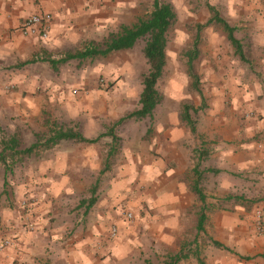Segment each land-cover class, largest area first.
<instances>
[{"label": "crops", "instance_id": "1", "mask_svg": "<svg viewBox=\"0 0 264 264\" xmlns=\"http://www.w3.org/2000/svg\"><path fill=\"white\" fill-rule=\"evenodd\" d=\"M127 4L135 10L137 0H0V103L16 107L19 115L0 117L2 128L11 130L12 124L29 123L25 108L29 109L31 104L22 93L33 91L38 84L45 85L44 62L58 61L55 66L51 63L57 69L73 59L93 60L129 50L59 62L91 44L104 47L112 33L143 18L128 22L131 10ZM44 12L53 17L48 38L24 36L23 20ZM234 14L229 20L220 15L236 28L245 58L235 52L224 30L221 44L211 37L210 51L201 47V39L196 37L187 54L186 71L192 86L202 96L200 105L184 103L178 112L167 107L163 117L158 114L161 102L149 117L154 122L150 143L117 145L113 133L101 132L92 137L73 128L85 138L96 140L63 139L49 146L50 158L38 160L44 157L43 147L54 129L45 135L37 134L33 145L26 149L21 147L18 133L0 135V240H11V245L0 254V264H143L112 255L107 222L125 206L135 217L140 214L165 222V228L152 231L154 235L158 232L157 263L165 259L164 255H181L179 264H202L200 260L204 264H264V232L259 229V214L248 212L239 203L238 191L233 190L240 172L245 171L248 177L259 165V158L264 165V151L260 147L264 145V117L259 122H254V117L244 119L256 109V102L253 103L248 80L244 87L238 79V71L243 69L246 78L254 73V63L249 61L246 50L250 44L261 46L262 53L256 58L264 61V7L258 9L246 3ZM207 25L210 24H199L198 29ZM108 27L118 30L103 42H96V37H102ZM204 53L209 58H219L220 62L214 64L222 76H227L216 84V98L208 103L194 71V61ZM10 84H15L19 93L11 89L8 99L1 100ZM187 105L191 107L195 130L182 117ZM259 106L264 116V101ZM197 112L202 114L199 124L193 117ZM257 138L261 139L260 144L257 142L261 155L254 148ZM12 140L17 147L3 152ZM142 150L149 155H141ZM2 156H6L5 160ZM112 165L117 176L111 185L101 180L88 184L79 174L97 171L105 175ZM19 168L26 173L20 178L16 171ZM196 182L203 189L204 202L193 190ZM25 197L32 199V203L23 207ZM201 207L205 208L207 219L204 229L198 230ZM260 208L264 225V200ZM187 221H195V229L190 232L194 239L180 242ZM201 237H210L211 243L201 244ZM126 249L119 247L117 252Z\"/></svg>", "mask_w": 264, "mask_h": 264}, {"label": "rangeland", "instance_id": "2", "mask_svg": "<svg viewBox=\"0 0 264 264\" xmlns=\"http://www.w3.org/2000/svg\"><path fill=\"white\" fill-rule=\"evenodd\" d=\"M161 2L171 3L176 13V18L168 31L167 63L164 74L157 84L158 90L163 95L158 114L164 117L167 107H173L178 112L184 103H193L199 106V102L202 100L200 92L192 86L191 77L186 71L187 54L198 36L201 39V47L206 51H210L209 45L212 36L219 44L224 41L225 37L223 29L215 23L198 29L199 24L205 25L210 19L208 4L215 6L220 14L229 20L235 15L234 13H236L238 7L251 3L256 8L261 9L264 7V0H161ZM154 3L155 0H137L135 10H131L127 4L128 9L131 10L128 11L127 21L133 22L139 16H148L154 8ZM117 30L118 27L105 28L103 36L96 37L98 39L95 41L102 40L103 42L111 32ZM144 46L145 41L141 39L132 49L115 52L107 57L98 56L93 60L73 59L66 64L59 65L57 69H54L49 61L44 62L45 68L42 70L47 78L45 85L38 84L33 91L22 93V97L26 96L25 98L31 104L29 109L25 108L26 117L30 119L29 123L23 125L12 124L11 130L3 129L4 124L0 123V135L9 133L8 135L12 136L13 133H18L23 149L33 145L37 134L45 135L59 127H71L92 137L98 136L101 132L113 133L117 137L115 141L117 145L118 143L133 145L141 141L150 143L153 136L150 129L153 127L154 122L152 124L149 117L144 119L125 117L129 112L139 107L143 81L149 73V64L143 53ZM260 48L261 46L250 44L246 49L249 61L254 63L253 75L250 73L246 78L245 69L238 71L239 81L244 85L248 80L249 88L253 89V103L256 102V104L254 103L256 109L245 115L244 119L247 118L246 116L249 119L254 117V122H259L264 117L263 112L258 110V107L260 108L259 104L264 101V66L262 65L264 61L256 58L262 53ZM216 61L220 62V59L209 58L207 53L202 54L201 58L194 61V71L198 75L199 89L201 88L206 94L207 103L216 98V84L222 83L223 78H227L226 75L222 76L219 69L216 68L214 64ZM209 64L212 65L210 69L206 67ZM189 77L191 84H188L187 81ZM15 86V84L6 85L5 97L1 100H7L6 96L10 94L11 89L15 90ZM13 92L19 93L17 90ZM7 102L11 103L10 101ZM3 116L18 117L19 115L16 107L0 103V117ZM193 117L194 120L196 119L195 122L199 124L202 114L193 113ZM18 122H20V118ZM259 138L255 139L254 148L261 155L257 147V142L258 144L261 143H259L261 140ZM43 148L44 157H38V160L48 159L52 156L49 155L52 147L48 149L49 147L44 146ZM141 152V155H143V150ZM144 155L148 156L149 154ZM117 158L119 161L122 160L121 156ZM260 160L261 158L257 162L259 165L254 168L255 171L249 173L248 177L245 176L246 172L242 171L239 173L236 184L233 180V190L238 191L240 197H242L239 203L244 204L246 209L249 210L248 212H254L255 216L256 213L259 214L262 210L260 205L261 200H264V165ZM113 165L105 175L97 171H86L79 174L83 182L88 184L101 180L111 185L112 180L117 176L114 173ZM16 171L19 178L26 175L21 168ZM250 174H252L251 179ZM28 198L25 197L24 199ZM128 213L134 214L125 206L117 217L110 218L107 222L112 255L120 257H116V259L127 257L133 261H143V264H146V262L149 264H162L166 259H170L169 255H164L165 259H159L160 261L157 263L158 237L156 236L158 232L155 235L152 232L165 228V222L153 218L146 219L140 214L136 217L133 215L127 218ZM195 225V221L186 222L187 230L182 235L184 238L180 242L194 239L193 234L190 235V232L195 229ZM113 229H116L115 235L112 234ZM135 233H137L136 236H134ZM209 238L201 237L198 240L201 244L208 245L211 243ZM124 246L127 247L126 250L117 252L119 247Z\"/></svg>", "mask_w": 264, "mask_h": 264}, {"label": "trees", "instance_id": "3", "mask_svg": "<svg viewBox=\"0 0 264 264\" xmlns=\"http://www.w3.org/2000/svg\"><path fill=\"white\" fill-rule=\"evenodd\" d=\"M208 9L210 11V19L207 24L215 23L219 25L225 31L228 40L235 48V52L244 59L245 54L243 45L235 35L236 28L231 26L230 23L221 16L213 5L208 4ZM175 18L176 13L171 3L155 0L154 9L147 17L140 18L133 26H122L119 32L110 35L107 42L103 45L104 47L91 44L85 50L78 51L75 54H69L59 62H67L73 58H88L98 55L107 56L113 51L131 49L139 40L143 39L145 41L143 53L149 64V73L143 81V90L140 95L139 107L129 112L125 117L137 119L151 117L155 108L163 101V95L158 90L157 84L164 74L167 63L166 48L168 43V31ZM51 63L55 66L58 61L51 60ZM190 110L191 107L187 105L182 117L184 120L188 121V123L192 125L193 130H195L191 114L189 113ZM52 133L53 135L46 139L45 146L47 147L63 139L77 142H94L96 140L85 138L80 132L73 128L59 127L55 128ZM11 143L12 145H10ZM14 147H17V144L15 140H12L6 143L3 152L8 148L14 149ZM5 157L6 156H2L4 160ZM193 190L198 194L200 200L204 202L205 194L203 193V189L199 187V182L194 184ZM240 199H242V197H240ZM206 219L205 208L201 207L199 219L197 221L198 230L204 229ZM216 244L220 245L219 243ZM182 257L181 255L170 256V260L166 261L164 264H179ZM200 263L204 264L201 260Z\"/></svg>", "mask_w": 264, "mask_h": 264}, {"label": "built area", "instance_id": "4", "mask_svg": "<svg viewBox=\"0 0 264 264\" xmlns=\"http://www.w3.org/2000/svg\"><path fill=\"white\" fill-rule=\"evenodd\" d=\"M52 14L48 12L32 14L29 17L25 18L21 24V32L24 36H40L44 39H47L49 36V29L52 22ZM261 149L264 151V145H260ZM32 203L31 199H24L21 202L23 207H26ZM128 217H132V213L127 214ZM263 212H259V229L261 232H264L263 225ZM112 234H116V229H113ZM11 245L10 239H1L0 240V254L2 251Z\"/></svg>", "mask_w": 264, "mask_h": 264}]
</instances>
